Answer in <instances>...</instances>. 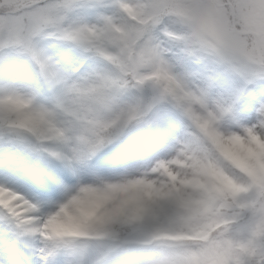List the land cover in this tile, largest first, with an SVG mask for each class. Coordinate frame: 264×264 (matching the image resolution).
I'll return each mask as SVG.
<instances>
[{
    "label": "snow or ice",
    "instance_id": "6c2138e0",
    "mask_svg": "<svg viewBox=\"0 0 264 264\" xmlns=\"http://www.w3.org/2000/svg\"><path fill=\"white\" fill-rule=\"evenodd\" d=\"M148 67L183 94L121 103L144 91ZM79 73L114 116L99 129L123 132L162 103L179 113L146 122L152 171L169 183L138 182L146 200L127 239L68 227L69 205L83 201L56 199L66 166L96 157L103 167L117 137H80L70 156L36 147L21 119L47 115L34 103L42 90ZM202 141L216 157L193 156V174L177 177L173 165ZM0 192L25 202L0 200V264H264V0H0Z\"/></svg>",
    "mask_w": 264,
    "mask_h": 264
},
{
    "label": "clouds",
    "instance_id": "9594fccd",
    "mask_svg": "<svg viewBox=\"0 0 264 264\" xmlns=\"http://www.w3.org/2000/svg\"><path fill=\"white\" fill-rule=\"evenodd\" d=\"M143 74L149 77L143 86L144 91L141 93L130 90L128 95L122 97L121 103L131 102L134 97L140 96L148 103L166 87L175 88L177 95L183 94L175 84H169L162 77H156L155 69L148 67ZM96 87L98 85H94L84 73L75 75L69 85L62 86L55 92L45 87L34 103L43 106L47 115H30L27 114L29 109H25L26 115L21 119L30 129H34L30 140L36 147L63 151L70 156L74 155L73 149L84 147L80 137L95 139L98 130L105 137H117L105 145L103 151L110 153V160L103 167L94 162L96 157L84 162L74 161L70 166H66L69 179L57 193L56 199L67 202L70 197L76 196L83 201L79 207L69 205L68 212L77 219L68 227L86 224L91 235L111 229L119 233L121 239H127L140 227L141 201L146 200L143 193L138 192L141 186L138 182L151 183L155 187L169 183L165 174L152 171L159 154L157 144L150 139L152 133L146 127V122L156 112L172 114L177 118L179 113L172 104L162 103L156 106L153 113L146 115L143 120L133 122L123 132H120L118 127L111 126L99 129L101 123H110L114 116L105 104L98 101L94 91ZM191 106L194 111L199 112L198 104L192 102ZM10 119L16 120L17 117L13 114ZM193 131L197 132L195 128ZM61 132L71 139L65 142L60 138ZM179 134L183 136V128ZM99 155L100 153H97V156ZM216 155L215 145L210 141H202L194 145L193 154L188 158H181L182 166L173 165V171L177 177L190 176L195 171L194 165L197 162L193 156L199 159L207 156L211 159ZM6 198L19 201L16 207L24 209L25 202L20 201L18 195L9 196L8 193L0 192V200Z\"/></svg>",
    "mask_w": 264,
    "mask_h": 264
},
{
    "label": "rangeland",
    "instance_id": "374dc122",
    "mask_svg": "<svg viewBox=\"0 0 264 264\" xmlns=\"http://www.w3.org/2000/svg\"><path fill=\"white\" fill-rule=\"evenodd\" d=\"M66 173H67V175H68L67 168H66ZM68 177H69V176H68Z\"/></svg>",
    "mask_w": 264,
    "mask_h": 264
}]
</instances>
